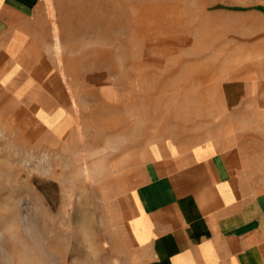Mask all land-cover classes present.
I'll return each mask as SVG.
<instances>
[{"label":"rangeland","instance_id":"1","mask_svg":"<svg viewBox=\"0 0 264 264\" xmlns=\"http://www.w3.org/2000/svg\"><path fill=\"white\" fill-rule=\"evenodd\" d=\"M242 11L48 0L53 61L0 80V264H145L129 227L144 161L225 146L242 122L243 77L264 57V18Z\"/></svg>","mask_w":264,"mask_h":264},{"label":"crops","instance_id":"2","mask_svg":"<svg viewBox=\"0 0 264 264\" xmlns=\"http://www.w3.org/2000/svg\"><path fill=\"white\" fill-rule=\"evenodd\" d=\"M230 2L264 18V0ZM47 14L48 0H0L3 84L36 79L35 64L53 61L44 58ZM258 45L262 55L264 39ZM259 63L243 77L244 116L225 146L218 136L144 161L129 227L145 264H264V57Z\"/></svg>","mask_w":264,"mask_h":264}]
</instances>
